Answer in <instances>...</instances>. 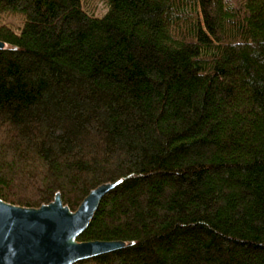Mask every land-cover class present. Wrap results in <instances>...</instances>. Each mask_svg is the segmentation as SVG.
<instances>
[{
	"label": "trees",
	"instance_id": "16d2710c",
	"mask_svg": "<svg viewBox=\"0 0 264 264\" xmlns=\"http://www.w3.org/2000/svg\"><path fill=\"white\" fill-rule=\"evenodd\" d=\"M0 0V199L101 200L76 264H264V0Z\"/></svg>",
	"mask_w": 264,
	"mask_h": 264
},
{
	"label": "water",
	"instance_id": "95a60500",
	"mask_svg": "<svg viewBox=\"0 0 264 264\" xmlns=\"http://www.w3.org/2000/svg\"><path fill=\"white\" fill-rule=\"evenodd\" d=\"M6 45L0 41V50ZM120 182L91 190L76 210L62 203L59 194L37 208L0 199V264H76L124 248L122 241H78L102 198Z\"/></svg>",
	"mask_w": 264,
	"mask_h": 264
},
{
	"label": "rangeland",
	"instance_id": "374dc122",
	"mask_svg": "<svg viewBox=\"0 0 264 264\" xmlns=\"http://www.w3.org/2000/svg\"><path fill=\"white\" fill-rule=\"evenodd\" d=\"M84 6L89 13L100 17L105 12V6L102 1L99 0H83Z\"/></svg>",
	"mask_w": 264,
	"mask_h": 264
}]
</instances>
